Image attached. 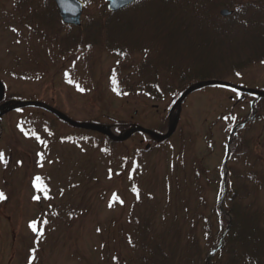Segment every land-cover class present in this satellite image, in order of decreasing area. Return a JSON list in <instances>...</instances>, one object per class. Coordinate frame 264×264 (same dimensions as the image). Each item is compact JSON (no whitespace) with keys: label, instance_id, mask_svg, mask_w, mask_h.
<instances>
[{"label":"rangeland","instance_id":"1","mask_svg":"<svg viewBox=\"0 0 264 264\" xmlns=\"http://www.w3.org/2000/svg\"><path fill=\"white\" fill-rule=\"evenodd\" d=\"M81 1L77 28L62 24L53 0H0L7 100L41 102L117 134L138 126L164 134L190 85L219 81L264 91V0H192L196 10L189 8L204 21L206 13L207 23L165 31L159 26L172 18L156 11L164 0L116 13L105 0ZM222 10L233 15L223 18ZM192 71L201 79L183 77ZM259 102L217 87L197 91L165 143L136 135L111 145L39 109L4 116L0 264H145L154 246L153 264L166 254L169 264L212 263L209 250L221 233L222 242L242 234L250 213L257 214L261 246L249 254L264 264ZM240 140L246 148L236 154ZM36 177L46 191L34 186ZM220 215L233 227L223 229Z\"/></svg>","mask_w":264,"mask_h":264},{"label":"water","instance_id":"2","mask_svg":"<svg viewBox=\"0 0 264 264\" xmlns=\"http://www.w3.org/2000/svg\"><path fill=\"white\" fill-rule=\"evenodd\" d=\"M59 14L62 18V21L65 25L73 26V27H80L81 26V18L84 11V3L81 0H53ZM108 4V10L112 13H116L122 11L126 8H129L133 4L137 2H144L147 0H105ZM232 13L228 10H223L221 12V16L227 17L230 16ZM210 87H218L226 90H230L240 95H248L254 97L258 100L264 99V91H257V90H250L241 88L229 83L219 82V81H204L197 84L192 85L189 87L177 100L174 108L176 109L175 116L171 119L169 127L164 134H159L154 131L144 129L141 127H135L131 130H128L122 134H117L111 130V128H106L101 125L96 124H87V123H77L71 120L70 118L66 117L59 111L55 110L54 108L36 101H17V102H8L3 104L0 107V118L11 113L14 111L22 110L25 108H38L43 109L53 116L58 118L60 121L64 122L65 124L78 129V130H85L88 132H94L101 134L108 138L109 140L116 142V143H123L134 137L135 135H143L146 138H150L156 142H165L172 138L176 129L178 127V123L180 120V114L182 111V106L186 99L193 93L200 91L205 88ZM5 98V88L2 82L0 81V103L3 102ZM231 144V141H230ZM231 147L228 149V159L231 154ZM226 165V163H225Z\"/></svg>","mask_w":264,"mask_h":264},{"label":"trees","instance_id":"3","mask_svg":"<svg viewBox=\"0 0 264 264\" xmlns=\"http://www.w3.org/2000/svg\"><path fill=\"white\" fill-rule=\"evenodd\" d=\"M164 1H165L164 8L156 10L158 12V16H160V17L163 16L164 21H166L169 17H171L173 22L170 26H164V24L162 23V26H159L160 27L159 29H161L162 31L175 30V29L186 30L189 28V26L194 25L195 27H201L202 24L207 23L208 17L206 15V13L204 14V18L206 21H204L203 17L200 14H199L200 15L199 16L198 13L191 11V9L195 8V6L193 7V5L191 4L192 0H188L189 6H188L186 0H164ZM143 3H141L140 5H145ZM147 4H149V3H147ZM136 5L138 6V4H136ZM195 10H196V8H195ZM169 27H171V28H169ZM151 28H153V27H151ZM263 41H264V31H263ZM166 45L169 46V44H166ZM263 53L261 55L264 56ZM195 73L196 72L192 71L191 73H188L189 75H183V77H185V76L188 77V76L194 74L193 77H191V78H193V80L201 79L200 74H195ZM187 79H190V78H187ZM183 80L186 81V78H184ZM185 90H183V92ZM183 92H181L180 94H182ZM259 103L261 104L262 101H260ZM260 104H258L256 106L257 109L259 108V110L262 108L261 106H259ZM96 123H98V122H96ZM240 125L241 126L239 128V133L243 130V127L245 126V124H240ZM103 140L105 142L111 144V145L112 144L115 145V143L109 141L105 137H103ZM243 148H246V146L240 140V142L237 143L234 152L236 154H238L242 151L241 149H243ZM149 150H151V149L148 148L146 151L148 152ZM233 157H234V155L231 157V159H233ZM252 178H255V177L252 176ZM226 196H227V194H226ZM227 197H225V198H227ZM232 198H235V197L232 196ZM249 217H250L249 218L250 223L244 225L243 230L241 231L242 234H236L234 236L232 235V237H230V238L227 236L225 238V240L222 242V238L224 237L223 235H225V234H224V231L221 233V235L219 236V238L216 241L217 243L215 242L216 244L214 246H212L211 249L209 250L212 253H215L214 260L212 261V263L206 262L205 264H243L238 260V258L240 256L245 257L244 258L245 264H261L259 262V260H256V258L259 256L254 255L256 258H253L249 254V252L253 251L255 249V247L261 246V245H258V243H255V241L258 240L256 238V236L258 235V233H261L260 224H259L257 214L250 213ZM219 220H220V223H221L223 229H225L224 226L229 225L228 221L226 220V218H224V216L220 215ZM233 224H235V223L233 222L231 225H229L230 228L233 227ZM238 235H240V236L243 235V236L240 238V236H238ZM182 246H183V242L181 243V245L178 246V249H182ZM200 248L203 250V247L198 244V245H196V250L195 249L193 250L198 256L201 252ZM153 249H154V252L150 254L151 259H153V261L151 259H148L146 256V258L144 259L145 264H153L154 260L158 257V253L160 250L155 249V246ZM254 252L259 255L261 253V250H257ZM152 256H153V258H152ZM226 256H228V257L226 258ZM163 259L164 260H163L162 264H169L168 260H170V256L168 254L164 255ZM192 264H195V261H193Z\"/></svg>","mask_w":264,"mask_h":264},{"label":"snow or ice","instance_id":"4","mask_svg":"<svg viewBox=\"0 0 264 264\" xmlns=\"http://www.w3.org/2000/svg\"><path fill=\"white\" fill-rule=\"evenodd\" d=\"M13 30L15 31V29ZM237 75H239V73H237ZM0 162H4V154L2 152H0ZM34 186L42 191H46V188L42 187V181L40 177L35 178ZM4 199H6L5 195L2 192H0V201H3ZM34 199L38 200L39 197H34ZM114 199H117V197L114 196ZM109 207H111V205H109ZM30 227L33 229V231H36L35 223L31 224Z\"/></svg>","mask_w":264,"mask_h":264},{"label":"flooded vegetation","instance_id":"5","mask_svg":"<svg viewBox=\"0 0 264 264\" xmlns=\"http://www.w3.org/2000/svg\"><path fill=\"white\" fill-rule=\"evenodd\" d=\"M62 21V20H61ZM62 24L64 25V23L62 22ZM66 26V25H65ZM67 27H70V26H67ZM6 95V94H5ZM10 101H14V99H11V100H6V97H5V100H4V102L2 103V104H0V106L1 105H3L4 103H7V102H10Z\"/></svg>","mask_w":264,"mask_h":264}]
</instances>
